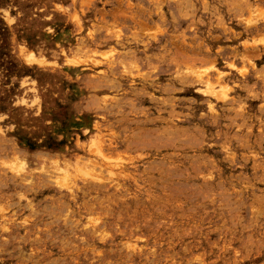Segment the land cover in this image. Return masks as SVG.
<instances>
[{"label": "rangeland", "instance_id": "obj_1", "mask_svg": "<svg viewBox=\"0 0 264 264\" xmlns=\"http://www.w3.org/2000/svg\"><path fill=\"white\" fill-rule=\"evenodd\" d=\"M0 264H264V0H0Z\"/></svg>", "mask_w": 264, "mask_h": 264}, {"label": "bare ground", "instance_id": "obj_2", "mask_svg": "<svg viewBox=\"0 0 264 264\" xmlns=\"http://www.w3.org/2000/svg\"><path fill=\"white\" fill-rule=\"evenodd\" d=\"M25 57H26V56H25ZM29 57H30V56H29ZM27 59H28V58H27ZM28 60L30 61V58H29ZM29 61H28V62H29ZM22 166H23V165H22Z\"/></svg>", "mask_w": 264, "mask_h": 264}]
</instances>
